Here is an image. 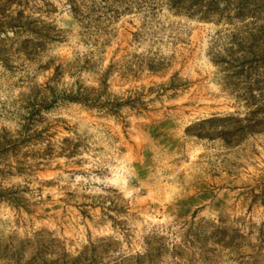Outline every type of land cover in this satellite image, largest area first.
<instances>
[{
	"label": "rangeland",
	"instance_id": "rangeland-1",
	"mask_svg": "<svg viewBox=\"0 0 264 264\" xmlns=\"http://www.w3.org/2000/svg\"><path fill=\"white\" fill-rule=\"evenodd\" d=\"M179 2L0 0V264H264V0Z\"/></svg>",
	"mask_w": 264,
	"mask_h": 264
},
{
	"label": "trees",
	"instance_id": "trees-1",
	"mask_svg": "<svg viewBox=\"0 0 264 264\" xmlns=\"http://www.w3.org/2000/svg\"><path fill=\"white\" fill-rule=\"evenodd\" d=\"M177 1H180L179 4H181V5L184 3V0H177ZM4 24L5 25H9V26L12 25L10 22L9 23H4Z\"/></svg>",
	"mask_w": 264,
	"mask_h": 264
}]
</instances>
